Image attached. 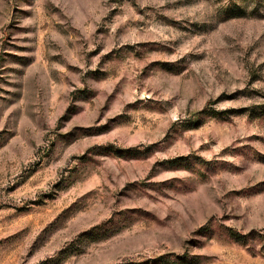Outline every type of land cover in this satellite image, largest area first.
I'll return each mask as SVG.
<instances>
[{
    "label": "rangeland",
    "instance_id": "1",
    "mask_svg": "<svg viewBox=\"0 0 264 264\" xmlns=\"http://www.w3.org/2000/svg\"><path fill=\"white\" fill-rule=\"evenodd\" d=\"M264 264V0H0V264Z\"/></svg>",
    "mask_w": 264,
    "mask_h": 264
},
{
    "label": "trees",
    "instance_id": "2",
    "mask_svg": "<svg viewBox=\"0 0 264 264\" xmlns=\"http://www.w3.org/2000/svg\"><path fill=\"white\" fill-rule=\"evenodd\" d=\"M135 264H144V263H142V262H137V263H135Z\"/></svg>",
    "mask_w": 264,
    "mask_h": 264
}]
</instances>
